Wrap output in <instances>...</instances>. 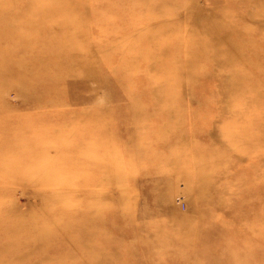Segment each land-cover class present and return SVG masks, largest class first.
Instances as JSON below:
<instances>
[{
    "label": "rangeland",
    "instance_id": "1",
    "mask_svg": "<svg viewBox=\"0 0 264 264\" xmlns=\"http://www.w3.org/2000/svg\"><path fill=\"white\" fill-rule=\"evenodd\" d=\"M53 6L0 4V264H264V0Z\"/></svg>",
    "mask_w": 264,
    "mask_h": 264
},
{
    "label": "bare ground",
    "instance_id": "2",
    "mask_svg": "<svg viewBox=\"0 0 264 264\" xmlns=\"http://www.w3.org/2000/svg\"><path fill=\"white\" fill-rule=\"evenodd\" d=\"M14 1H17V0H0V4H10V3H12V2H14ZM25 2H27V3H29V4H31V3H36V2H43V3H47L48 5H49V9L47 10V11H51V12H53V11H55V10H57V8H55L53 5H56L57 3H62V4H68V5H72V4H75V3H78V0H24ZM53 6V7H52ZM50 7H52V9L50 8ZM42 10V9H41ZM1 11H2V9L0 8V13H1ZM68 11V10H67ZM66 11V12H67ZM44 12V11H43ZM29 15V14H33L30 10L29 11H27V13H26V15ZM33 31L34 32H36L35 31V29H33ZM216 32V29L215 28H213V27H209V28H207L206 29V33L208 34V35H210L211 37L213 36V37H215L214 35L216 34L215 33ZM37 33V32H36ZM187 35V34H186ZM44 42V41H43ZM224 43V42H223ZM36 45H37V48H40V51L41 52H43V50H42V48H45L44 47V45L43 44H41V42L40 43H36ZM205 45L207 46V43H205ZM205 45H203V44H201V43H196V45L194 44L193 46V49H191L190 50V52L192 53V55H191V64H192V62H193V64H192V66H191V69H192V67H194V65L200 60V59H202V58H205L206 56L210 59V60H215V61H217L218 63H220V66L221 67H225V68H231L232 67V65L236 62L235 60V57H234V55H233V53H237V51H239V50H241V48H240V46L239 45H237V43H235L234 41L232 42V41H228V43H227V45H228V49H229V51H231L230 52V55H225L222 51H220V53L221 54H219V55H222L221 57L220 56H218V55H216V54H214V55H212L211 56V54L209 55V54H206V50L209 48V46H205ZM212 46V45H211ZM224 46V45H223ZM163 48H166V46L165 47H163ZM167 48H169L168 46H167ZM46 49H47V45H46ZM50 52H52L51 50H50ZM205 52V53H204ZM52 55H53V53H52ZM54 56V55H53ZM60 55L59 54H57V56H56V60H58L60 57H59ZM39 58V60L42 58V55L40 56V57H38ZM50 59H52V60H55V58H50ZM37 60V61H35V60H32L34 63H35V65H33V64H27L26 65V67H25V65H23L24 63H17V62H14V61H7L5 64H4V66H11V65H13L14 63L16 64H19V65H21V68H23V69H26V72L29 74V76H30V78H26L27 79V81L29 82L30 80L31 81H36V82H34V83H32V85L33 84H35V85H33V87H35L36 89L35 90H37V89H39V90H41V85H42V87H44L43 89H49V83L46 81L47 80V77H49V76H47L46 74H45V77L43 76V74H42V72L41 73H37V72H39V71H41V70H43L42 69V67H43V62H42V60ZM38 63H40V64H38ZM28 66H32V67H29L28 68ZM188 67V66H187ZM12 70V68H9V70ZM72 69V68H71ZM187 69V68H186ZM188 70V69H187ZM234 75H235V77H236V79L237 80H235L236 82L235 83H237L238 81H239V79L237 78V76H239L238 74H236V73H234ZM191 77H193L192 76V74H190V78ZM50 78V77H49ZM99 87V86H98ZM69 90V89H68ZM35 92V91H34ZM103 97H104V95H103ZM65 196V195H64Z\"/></svg>",
    "mask_w": 264,
    "mask_h": 264
}]
</instances>
